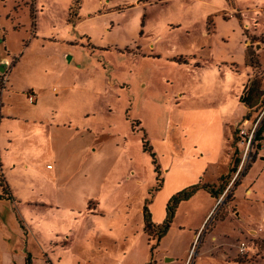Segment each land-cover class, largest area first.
Returning <instances> with one entry per match:
<instances>
[{"label": "rangeland", "instance_id": "rangeland-1", "mask_svg": "<svg viewBox=\"0 0 264 264\" xmlns=\"http://www.w3.org/2000/svg\"><path fill=\"white\" fill-rule=\"evenodd\" d=\"M234 5L262 9L264 0H0V62L11 64L1 94L0 151L13 195L28 208L27 222L12 219L11 234L18 227L25 234L22 224L28 223L31 235L41 230L57 238L71 233L91 247L98 236L113 235L121 239L107 245L115 255L126 244L123 238L133 239L145 224V206L165 219L169 194L197 182L201 160L196 153L213 150L230 136L219 122H234L247 113L241 100L248 94L249 78L264 82V46L257 56L262 73L252 76L254 68L240 59L243 36L240 19L230 16ZM209 26L217 28L216 35L208 36ZM260 27L264 32L263 18ZM212 41L213 63L208 59ZM66 55L72 57L70 66ZM233 57L235 64L228 62ZM65 67L68 74L57 81ZM64 86L73 87L65 92ZM41 95L39 103L30 101ZM72 130L75 137L95 142L91 151L105 158L91 190L79 179L61 185L41 168L54 167L56 173L48 147L69 140ZM144 140L152 151L145 149ZM155 163L162 177L164 166H175L161 191L154 190ZM42 186L49 194L53 190L52 201L67 202L59 204L53 217L46 212L56 206L35 203ZM204 196L195 192L181 201L165 235L151 240L159 264H182L195 246L194 264L201 245L194 227L207 209ZM226 199L217 206L224 207ZM240 206L256 229L253 235L239 234L238 244L264 245V215L245 200ZM257 261L264 264V257ZM40 264H45L43 258Z\"/></svg>", "mask_w": 264, "mask_h": 264}, {"label": "crops", "instance_id": "crops-1", "mask_svg": "<svg viewBox=\"0 0 264 264\" xmlns=\"http://www.w3.org/2000/svg\"><path fill=\"white\" fill-rule=\"evenodd\" d=\"M262 9L259 6L241 8L235 5L230 9V11H232L230 16H237L240 19L238 27L239 31H242L243 36V46L241 47L240 59H242V62L248 66H250L248 61L250 56L255 60L251 65V67L254 68V72L251 74L252 76L258 75V71H261L260 67L262 65L257 58L258 50L264 46V32L260 27L261 19H264L261 14ZM207 34H209V37L213 34L216 35L217 28L214 26L211 29L209 26ZM213 37L215 38V36ZM258 38H261L262 42H260ZM155 41L156 40L152 41V47L155 46ZM211 49L212 55L208 59L213 63L215 62V45L213 44V41ZM189 55V57H193L192 54ZM65 57H69L65 64L70 66L69 64L72 62V57L68 55ZM5 62L8 63V66L4 71L0 70V78H4V87L2 91L5 89V78L11 67L8 60L0 62V66ZM228 62L233 64L237 63L234 57L230 58V60L228 59ZM238 62L241 64L240 61ZM198 65L202 66V62H199ZM68 70L69 69H66V67L63 68V73H60L61 77H59L57 81H61L68 74ZM262 72L263 71H261V73ZM254 82L258 84L259 91L258 93L255 92L249 94L251 84ZM263 85L264 82L258 81L257 78H249L246 90L249 94L250 105L246 104V102L244 103L243 99L241 100L247 108V113H243V118L236 121L234 120V122L231 120L219 122V124L221 123V128L223 130H226L227 128L230 129V136L227 137L225 141L224 139L223 141L219 140L218 143L215 144L213 150L200 149V151L196 153V156L199 157L201 163L200 168L198 169L197 182L193 185H201L196 193L205 194L204 200H206L207 209L194 227L196 230L195 239L197 235L201 233V245L194 264H202L204 261H207L209 264H218V262L222 263L224 261L229 264H262L257 263V260L264 257L263 250L261 249L264 245L255 242L253 246L247 247L250 258L242 257L240 255V244H238L240 238L237 237L241 236L239 234H244L245 231H247L248 234L253 235L255 234L253 229H256L249 222L247 215L243 213V210L241 209L240 202L242 200L248 202L252 210H258L260 215H264V124L259 129L260 134L258 135L254 146V155L252 159L248 162L245 168L240 171L232 186L230 188L228 187L239 170L238 168L237 171H233L237 163L241 160L242 150L244 148V138L240 135L238 130L236 131V134L233 130L237 126L239 131L242 128L247 129L251 127L264 105ZM72 87L73 86H64L62 90L66 92ZM2 93L3 92H1V94ZM42 96L43 95L36 97V100L32 103H39L43 98ZM2 107L3 103L1 101L0 125L3 119V111H1ZM49 122L51 121H48L47 123ZM80 125L79 123L76 124V128L79 130ZM50 126L51 128L53 127L52 125ZM31 130H33V128H31ZM69 134H71V138H69V140H63L61 145L55 146L53 143L52 146H50L48 143L49 154L53 157V160L56 161L58 166L56 173L53 172L55 169L54 167H41V163L37 161L35 162L36 167L39 168L38 166H40L41 168L48 170V175L53 177L50 179L57 180L61 185L65 183L70 184L73 183L75 179H79L87 181L91 190V185L101 178L99 167L102 165L103 160L105 161V158L103 155L101 158L97 151H91L95 142H92L89 139H84V135L79 136L77 134V137H75V132L73 130L69 132ZM75 139H81V141L76 142ZM87 140L90 142H87ZM227 144L229 145L228 147ZM9 149H11V146ZM184 154L185 156L187 155L185 152H179V155ZM5 159L6 156L1 154L0 151V169L2 172V161ZM25 165H27V163ZM76 165L77 169L74 170ZM160 167L162 168L161 165ZM164 167L165 168H163L162 171L164 174V185L161 190L164 189V186L172 175V171L175 170V166ZM65 170L73 172L67 173ZM187 185L188 184L178 186L169 194V198H172L175 193L181 191ZM202 185H209V187H203ZM225 187L228 190L226 194L227 199L224 202L225 205L224 207L220 206V204L217 206L222 196L217 198L215 192H218ZM37 192L38 195L36 194L35 196V203L37 206H56L55 209H50L46 212L50 217L55 216V210L58 208L59 204L67 203L62 198L58 201H52L54 198H50V196L52 195L53 190L51 191V194H49L48 189L44 186L37 190ZM11 193V199H0V264H40V258L45 260V264H61V261H64V264H159L158 256L160 254H157V256L152 255L154 246L151 250V239L145 231L144 224L140 227L139 232L133 235V239L126 237L123 238V241L126 244H123V248L118 251L120 254H115L118 255V257L113 255L107 248V245L111 244L112 246H115L119 240L121 241L120 238L113 235L98 236V242L91 247L87 243H79L81 238L71 233L68 235L63 234L61 238H57L53 233L45 235L42 230L39 233L33 231V235H31V231L27 228L29 227L28 223H26L28 226L24 223L22 224L27 230L25 234L19 227L18 230L11 234L10 224L12 219L16 221L15 218H18L22 222L23 220L27 222L25 218V209H28L24 204L23 199H16L12 190ZM30 197L31 196L25 199L31 200ZM168 200L165 203V215L167 214L166 205H168ZM29 204H31V202H29ZM152 216L157 223H161L164 217L157 218L153 213ZM131 240H133V242ZM129 241L131 242L130 245H128ZM189 241H191V239ZM78 245L83 247L81 251L76 248ZM139 245H141V248ZM62 246H64V248ZM170 255L174 256L175 254L171 253ZM189 257L190 255L188 254L186 260L182 264H187ZM210 257L212 258L209 259ZM167 261H177V259L167 258Z\"/></svg>", "mask_w": 264, "mask_h": 264}, {"label": "trees", "instance_id": "trees-1", "mask_svg": "<svg viewBox=\"0 0 264 264\" xmlns=\"http://www.w3.org/2000/svg\"><path fill=\"white\" fill-rule=\"evenodd\" d=\"M70 15L71 16L74 15L73 10H71ZM248 61H249V64L252 65L255 60L253 57L250 56ZM3 87H4V78L1 77L0 78V107H1V92H2ZM258 91H259L258 84L255 82L252 83L249 94H253V92L258 93ZM249 94L247 96V101H246V104L248 105H250ZM259 134H260V131L258 132V135ZM144 147L145 149L152 151V148L148 145V142L145 140H144ZM152 155L154 156V154ZM240 162L241 160L237 163L236 167L233 169L234 172L237 171V169L239 168ZM156 167H157L156 170L159 174L157 176V185L155 186L154 190L160 191L164 185V178L162 177L159 166L157 164H156ZM200 186H201L200 184L192 185L184 190L177 192L168 202L167 214H166L165 219L161 223H157L154 221L151 211L149 210L148 206H145L144 208L145 231L146 233H148L151 240L153 239L160 240V238L165 235V233L167 232L174 218L175 208L178 206V204L181 201L189 199L195 192H197ZM202 186L209 187V185H202ZM210 189L213 190L212 188ZM225 190H227L226 187L223 189H220L218 192H215L217 194V198H220V196L224 194ZM11 198H12V193H11L10 186L8 182L6 181L2 170L0 169V199H11Z\"/></svg>", "mask_w": 264, "mask_h": 264}, {"label": "built area", "instance_id": "built-area-1", "mask_svg": "<svg viewBox=\"0 0 264 264\" xmlns=\"http://www.w3.org/2000/svg\"><path fill=\"white\" fill-rule=\"evenodd\" d=\"M261 14L264 17V8L261 10ZM30 101L34 102L35 98L33 96H30ZM263 124H264V105H263L262 109L260 110L257 118L255 119V121L251 125V127L247 128V129L242 128L239 131L240 135L244 138L243 139L244 150H243V156H242V163H241V165L239 167V170L237 171V173L235 174L234 178L232 179V181H231V183H230L228 188H230L232 186V184L235 182V180L237 179V177H238V175H239V173L241 171V166H243V164L247 160L250 161L252 159V157L254 155V146H255L256 141H257L258 132H259L260 127ZM227 191L228 190H226L224 192V194L222 195L220 200L225 196ZM218 203H220V202H218ZM194 247H192V249H191L189 261H188L187 264H191V262H192L191 256H192V254H194ZM240 255L242 257L250 258L249 252H248V249H247V245L245 244V242H242L240 244Z\"/></svg>", "mask_w": 264, "mask_h": 264}, {"label": "water", "instance_id": "water-1", "mask_svg": "<svg viewBox=\"0 0 264 264\" xmlns=\"http://www.w3.org/2000/svg\"><path fill=\"white\" fill-rule=\"evenodd\" d=\"M2 64H3V65L0 66V70H1V71H4V70L6 69V67L8 66V63L5 62V63H2ZM244 96H245V97L243 98V102L245 103V102L247 101V95L245 94ZM170 260H173V259H170Z\"/></svg>", "mask_w": 264, "mask_h": 264}]
</instances>
